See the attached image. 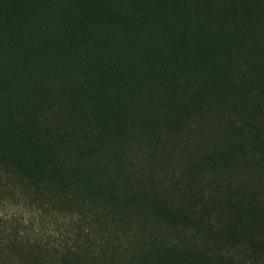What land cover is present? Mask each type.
Returning <instances> with one entry per match:
<instances>
[{
	"label": "trees",
	"instance_id": "16d2710c",
	"mask_svg": "<svg viewBox=\"0 0 264 264\" xmlns=\"http://www.w3.org/2000/svg\"><path fill=\"white\" fill-rule=\"evenodd\" d=\"M0 264H264V0H0Z\"/></svg>",
	"mask_w": 264,
	"mask_h": 264
}]
</instances>
